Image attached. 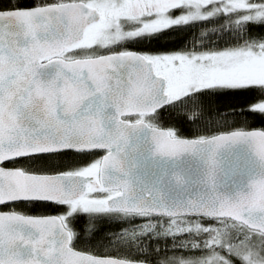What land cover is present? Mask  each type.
<instances>
[{
	"label": "snow or ice",
	"instance_id": "6c2138e0",
	"mask_svg": "<svg viewBox=\"0 0 264 264\" xmlns=\"http://www.w3.org/2000/svg\"><path fill=\"white\" fill-rule=\"evenodd\" d=\"M251 25H264V0L0 6V264H264V176L212 194L245 163L226 171L221 152L248 144L264 166V130L219 131L264 116ZM224 97L247 103L221 109ZM184 123L217 131L186 139ZM185 157L199 163L174 170ZM192 181L204 194L182 196ZM29 205L62 211L16 210ZM101 217L129 226L99 236Z\"/></svg>",
	"mask_w": 264,
	"mask_h": 264
},
{
	"label": "trees",
	"instance_id": "16d2710c",
	"mask_svg": "<svg viewBox=\"0 0 264 264\" xmlns=\"http://www.w3.org/2000/svg\"><path fill=\"white\" fill-rule=\"evenodd\" d=\"M0 6L7 7V0H0ZM198 35V32L196 33ZM249 36L251 38H264V25H251L249 26ZM173 41H176V44L169 45L176 47L179 45V39L175 36L172 37ZM167 42H161L158 44L151 45L153 50H159L162 48L163 44ZM131 50H138V48L142 49L143 46H136L130 45ZM237 103H247V101H237L230 97H224L219 101V107L221 109L229 110L231 107L235 106ZM227 111L224 115H227ZM165 127H172L173 124L171 121L167 120V117L164 121H161ZM243 128V130L253 131V130H264V116L260 114L251 113L248 114L246 117H243L240 120H237L235 124H231L226 128L219 129L221 132H228L232 130H238ZM217 130L216 129H209V131H205L203 128L197 127L194 129L190 124L184 123L179 125V135L182 138L186 139H195L198 138L200 135H211L214 134ZM104 155V153H97V157ZM87 163V161H80V160H65L64 164L67 166L65 170H71L75 166H80L82 164ZM17 211H20L26 215L31 216H47V215H56L59 211H62L61 208L56 206L52 207H44L38 206L33 207L31 205L27 207H17ZM133 224L140 223L139 220L132 221ZM128 221L124 219H110L109 217H101L96 221H93L90 224V230L99 236H108L112 233H119L122 228H127ZM153 243H164V241H154ZM170 243V241H169ZM187 256L188 254L185 253ZM239 264V262H237Z\"/></svg>",
	"mask_w": 264,
	"mask_h": 264
},
{
	"label": "water",
	"instance_id": "95a60500",
	"mask_svg": "<svg viewBox=\"0 0 264 264\" xmlns=\"http://www.w3.org/2000/svg\"><path fill=\"white\" fill-rule=\"evenodd\" d=\"M235 158L245 161L244 165L238 167L235 170V174L229 180L218 183L212 194L224 198H232L238 192H246L255 178L264 176V166L258 163L257 157H255L250 145L241 143L233 146L228 151L221 152L222 166L226 171L228 170L229 164L234 161ZM198 163L199 162L194 158L185 157L183 162H175L173 168L174 170H183L189 166L195 167ZM203 194L202 186L194 181L190 182L189 185L181 191V195L184 197H196Z\"/></svg>",
	"mask_w": 264,
	"mask_h": 264
},
{
	"label": "clouds",
	"instance_id": "9594fccd",
	"mask_svg": "<svg viewBox=\"0 0 264 264\" xmlns=\"http://www.w3.org/2000/svg\"><path fill=\"white\" fill-rule=\"evenodd\" d=\"M176 264H178V262H176Z\"/></svg>",
	"mask_w": 264,
	"mask_h": 264
}]
</instances>
